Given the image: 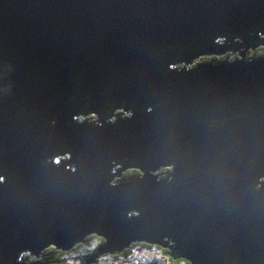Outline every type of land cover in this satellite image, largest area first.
<instances>
[{"label": "water", "instance_id": "water-1", "mask_svg": "<svg viewBox=\"0 0 264 264\" xmlns=\"http://www.w3.org/2000/svg\"><path fill=\"white\" fill-rule=\"evenodd\" d=\"M260 45L264 0H0V264L90 235L83 264H264Z\"/></svg>", "mask_w": 264, "mask_h": 264}, {"label": "rangeland", "instance_id": "rangeland-1", "mask_svg": "<svg viewBox=\"0 0 264 264\" xmlns=\"http://www.w3.org/2000/svg\"><path fill=\"white\" fill-rule=\"evenodd\" d=\"M259 56L261 57L264 56V45L258 46V48H255L253 51L252 49L246 51L244 59L249 61L259 58ZM213 57H215V59H213ZM239 58H241V56L239 55L238 51H236L235 53L228 51L227 53L218 56L207 55L199 60L194 61L193 64L190 66V68L195 67V65L198 63H210V62L218 63L222 61H233ZM179 67L183 68V66H179ZM121 113L122 110L115 111V115ZM90 118L92 120H95L96 116L91 115ZM116 169H118V167ZM165 169L163 168L159 171L160 177L163 176ZM124 172L121 174L120 179L124 176ZM90 236L86 237L84 244H78L76 247H73L66 252L61 251L59 249H57L55 252H52L51 247H47L42 251L41 257L22 254L21 261L23 260L26 262H37V261L48 262L47 256H49L48 259L50 264L53 263V261H51L52 260L51 257L53 258L55 257L59 259L58 262L53 264H79L80 262H83L82 260L85 259V256L91 253L94 250V248H96L97 245L99 244L100 238L94 237L87 240L88 237ZM132 245L131 247L128 248L129 253L127 255H123L121 252L116 255L108 254L105 256H100L99 260L97 259V261L93 264H149V262H154L155 264H171L169 260L170 257L162 250L156 248L154 245H150V247L148 248L139 245H133V246ZM174 264H183V263L177 262Z\"/></svg>", "mask_w": 264, "mask_h": 264}, {"label": "trees", "instance_id": "trees-1", "mask_svg": "<svg viewBox=\"0 0 264 264\" xmlns=\"http://www.w3.org/2000/svg\"><path fill=\"white\" fill-rule=\"evenodd\" d=\"M123 106V105H122ZM139 175V173H138V171H136V170H128V171H126V173L124 174V176L121 178V179H119L120 181H125V180H127V179H132V178H135L136 176H138ZM91 238H94V236H90V237H88V239L87 240H89V239H91ZM104 244V240L103 239H100V241H99V244L97 245V247L96 248H94V250L91 252V253H89L88 255H86L85 257H87V256H90V255H92L93 253H96L97 252V250H98V248H100L102 245ZM134 245H139V246H143V247H146V248H148V247H150V245H148V244H145V243H136V244H134ZM133 246V245H132ZM131 247V246H130ZM97 249V250H96ZM51 250H52V252H55L57 249L56 248H54V247H51ZM163 252H166L167 253V251L166 250H164ZM129 253V249H125L123 252H122V254L123 255H127ZM105 255H108V254H104V256ZM48 257L49 256H47V261L49 262V259H48ZM51 261H53V263H56V262H58L59 261V259L58 258H53V257H51ZM170 259L172 260V261H174V262H179V260H182V259H179V260H175V259H172L171 257H170ZM85 261H86V258L85 259H83V262H81L82 264L83 263H85ZM186 261V260H185ZM53 263H51V264H53ZM189 263V262H188ZM190 264V263H189Z\"/></svg>", "mask_w": 264, "mask_h": 264}, {"label": "clouds", "instance_id": "clouds-1", "mask_svg": "<svg viewBox=\"0 0 264 264\" xmlns=\"http://www.w3.org/2000/svg\"><path fill=\"white\" fill-rule=\"evenodd\" d=\"M237 41H238V40H235V42H237ZM257 48H258V47H257ZM263 57H264V56H263ZM259 58H262V57L259 56ZM259 58H256V59H259ZM213 59H215V57H213ZM235 60H237V59H235ZM233 61H234V60H233ZM128 170H135V169H127V171H128ZM170 170H171V168H167V169H165V171H164L162 177H160V174L158 173V174H159V178H160V179H164V178L169 174ZM136 171H137V170H136ZM159 171H160V170H159ZM125 173H126V172H124V174H125ZM136 177H139V175L136 176ZM136 177H135V178H136ZM127 180H129V179H127ZM127 180H125V181H127ZM115 182H117V183H121V182H123V181H119V179H116ZM91 236L97 237V236H95V235H91ZM98 238H100V237H98ZM100 239H102V238H100ZM85 240H86V239H85ZM85 240H84V241H85ZM134 244H136V243H134ZM134 244H133V245H134ZM77 245H78V244H76L74 247H76ZM131 245H132V244H131ZM131 245H130V246H131ZM148 245H149V244H148ZM130 246H129V247H130ZM129 247H128V248H129ZM159 247H160V246H159ZM128 248H127V249H128ZM98 249H99V248H98ZM96 250H97V249H96ZM164 253H165V252H164ZM93 254H95V253H93ZM93 254H92V255H93ZM92 255H90V256H92ZM113 255H116V254H113ZM167 255H168V253H167ZM90 256H87V257H85V258H88V257H90ZM102 256H104V255H102ZM168 256H169V255H168ZM170 260H171V259H170ZM178 260H179V259H178ZM96 261H97V260H96ZM79 264H82V263L80 262Z\"/></svg>", "mask_w": 264, "mask_h": 264}, {"label": "bare ground", "instance_id": "bare-ground-1", "mask_svg": "<svg viewBox=\"0 0 264 264\" xmlns=\"http://www.w3.org/2000/svg\"><path fill=\"white\" fill-rule=\"evenodd\" d=\"M250 50V49H249ZM248 51V50H247ZM240 59V58H239ZM118 110V109H117ZM116 110V111H117ZM92 114H89V115H87V116H85V119H88V121H90V122H94V121H98V120H96L97 119V116H96V119L95 120H92L91 118H90V116H91ZM113 115H115V111L113 112ZM114 118H115V116H112L111 118H110V120H114ZM84 120V118L81 120V121H83ZM68 157L67 156H63L62 157V159H67ZM121 167V165H118V169ZM117 169V170H118ZM165 169V168H164ZM167 169V168H166ZM136 170V169H135ZM138 171V173H139V176H143V174L139 171V170H137ZM123 172H121L120 173V176H121V174H122ZM157 173H159V171H156V173L155 174H157ZM120 176L117 178V179H120ZM157 178L159 179V177L157 176ZM78 244H81V243H78ZM76 245V244H75ZM73 248V247H72ZM168 249V248H167ZM169 251V250H168ZM111 255H113V254H111ZM99 259V258H98ZM23 261V260H22Z\"/></svg>", "mask_w": 264, "mask_h": 264}, {"label": "flooded vegetation", "instance_id": "flooded-vegetation-1", "mask_svg": "<svg viewBox=\"0 0 264 264\" xmlns=\"http://www.w3.org/2000/svg\"><path fill=\"white\" fill-rule=\"evenodd\" d=\"M154 246H155L156 248L162 250V251L166 250L167 253L169 252L167 248H164V249H163V248H161V247H159V246H156V245H154ZM165 253H166V252H165ZM167 253H166V254H167ZM98 260H99V259H98ZM169 260H170V258H169ZM82 261H83V260H82ZM170 262H171V264L176 263V262H174V261H172V260H170ZM179 262H180V263H183V264H189L187 261H185V260H183V259H182V260H179ZM149 264H155V263H154V262H149Z\"/></svg>", "mask_w": 264, "mask_h": 264}]
</instances>
